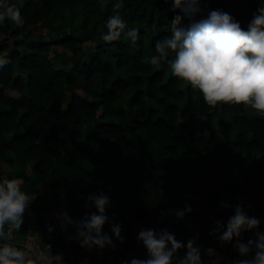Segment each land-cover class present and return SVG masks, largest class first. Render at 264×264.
Masks as SVG:
<instances>
[{
    "label": "trees",
    "instance_id": "16d2710c",
    "mask_svg": "<svg viewBox=\"0 0 264 264\" xmlns=\"http://www.w3.org/2000/svg\"><path fill=\"white\" fill-rule=\"evenodd\" d=\"M258 2L202 0V11L185 16L181 26L223 8L246 28ZM9 4L25 23L6 18L0 24V55L8 60L0 67V175L20 177L28 196L41 193L30 200L35 221L16 231L21 239L40 232L45 256L62 253L66 264L86 258L88 264H122L131 250L147 258L136 240L141 226L166 227L185 244L194 238L204 264L240 258L231 242L210 230L217 219L226 224L238 203L264 218V114L242 103L209 105L199 89L172 74L167 61L150 62L156 41L170 36L180 11L172 10L171 0ZM116 12L126 28L118 39L104 41L106 21ZM41 24L47 30L37 34ZM132 28L139 30L135 42L126 35ZM174 55L169 51L168 58ZM99 190L111 198L104 230L111 234L110 222H120L125 240L113 235L114 249L88 250L69 237L76 222L96 211L85 207L86 196ZM186 204L192 211L183 219L168 211ZM64 210L73 223L57 216ZM54 213L56 222H47ZM15 237L9 242L33 253ZM249 238L255 230L240 237ZM185 252L182 247L178 255Z\"/></svg>",
    "mask_w": 264,
    "mask_h": 264
},
{
    "label": "clouds",
    "instance_id": "9594fccd",
    "mask_svg": "<svg viewBox=\"0 0 264 264\" xmlns=\"http://www.w3.org/2000/svg\"><path fill=\"white\" fill-rule=\"evenodd\" d=\"M201 5L202 0H171L172 10L180 11L171 20L170 36L156 41L157 55H153L150 62L161 66V61H167L172 74L187 81L193 89H199L209 105L215 106L221 101L242 103L264 114V0H259L246 28L223 8L210 9L206 16L181 26L185 16L193 18L202 11ZM113 7L119 8L120 4ZM6 18L17 26L25 23L19 8L10 5L9 0H0V24ZM106 26L108 31L101 34L102 39L112 41L120 37L126 21L116 12L107 19ZM138 31L132 28L126 35L135 42L139 39ZM169 51L175 53L171 59L168 58ZM7 62V58L0 55V67ZM22 183L18 176L0 175V264H66L62 253H52L50 258L39 252L28 254L9 242L14 238V232L22 230L30 212L31 201L22 189ZM110 199L103 190L88 193L85 207H94L96 211L86 213L76 222L75 236L69 239H76L88 250L114 249L113 235L123 243L125 237L121 234L120 222H110L111 234L104 230L109 221L106 206L110 205ZM168 211L183 219L192 207L186 204L184 208ZM57 216L63 223H73L67 210ZM262 222L264 218L249 215L238 203L226 224L221 219L214 221L210 234H218L217 239L222 243L233 244L240 258H234L232 264H264V230L259 229ZM52 230L50 226L49 232ZM245 230H255V238H249L247 242L240 239ZM136 240L143 243L147 258L133 257L122 264H204L194 238L185 244L166 227L141 226ZM182 247L186 252L180 256L178 250ZM82 264H88L87 258Z\"/></svg>",
    "mask_w": 264,
    "mask_h": 264
},
{
    "label": "rangeland",
    "instance_id": "374dc122",
    "mask_svg": "<svg viewBox=\"0 0 264 264\" xmlns=\"http://www.w3.org/2000/svg\"><path fill=\"white\" fill-rule=\"evenodd\" d=\"M46 30H47V29H46V25H44V24H41V25L37 26V27L34 29V31H35L37 34H44V33L46 32ZM1 38H2V36L0 37V39H1ZM13 94H16V93L13 92ZM248 106H250V105H248ZM263 187H264V185H262L261 188H263ZM40 194H41V193H33V194H31V195L29 196V198H30V200H33V199H35V198L37 199V195H40ZM46 194H47V191L45 192V195H46ZM228 208H231V207H228ZM51 220H53V221L56 222L57 218H56V214H55V213L52 214V215H49V216L47 217V219H46L47 222H49V221H51ZM33 221H35V216H34V214L30 211V212L28 213V215L26 216L24 222H31V223H32ZM40 234H41V233L38 232V234L35 235V236L30 235L26 240H22L18 232H15V233H14V236H16L15 238H17L18 240H21V241H19V242H21V243L23 244V247L32 250V252H39L40 254H42V255L45 256L44 252L40 249V244H39L38 239H37V238H40ZM49 238H50V237H49ZM28 254H31V253H28ZM209 255H211V251H210V250H207V251L205 252V254H204V257L206 258V257L209 256ZM133 257H139V256H138V252H137V251H134V250H131V251H130V254H129V259H128V260H130V259L133 258Z\"/></svg>",
    "mask_w": 264,
    "mask_h": 264
}]
</instances>
